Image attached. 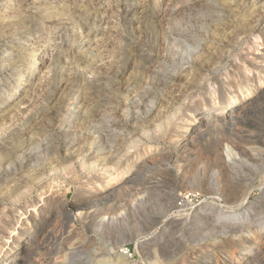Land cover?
<instances>
[{
  "label": "rangeland",
  "instance_id": "obj_1",
  "mask_svg": "<svg viewBox=\"0 0 264 264\" xmlns=\"http://www.w3.org/2000/svg\"><path fill=\"white\" fill-rule=\"evenodd\" d=\"M39 1L0 0V264H264V0Z\"/></svg>",
  "mask_w": 264,
  "mask_h": 264
},
{
  "label": "bare ground",
  "instance_id": "obj_2",
  "mask_svg": "<svg viewBox=\"0 0 264 264\" xmlns=\"http://www.w3.org/2000/svg\"><path fill=\"white\" fill-rule=\"evenodd\" d=\"M10 1V0H9ZM48 1V0H47ZM56 1L57 0H51V1H49V2H46V1H39L38 3H35V5L37 4L38 6H40V7H42L43 8V10H44V12L45 11H47V14H49V13H51L52 14V10H51V8L53 7V8H56L57 6H56ZM72 1V0H71ZM81 1V0H80ZM254 1H258V0H254ZM70 2V1H69ZM77 2V1H76ZM76 2H75V5H76ZM238 1H234L233 2V5L231 6V4H230V6H229V8H231L232 9V11H233V9H236V3H237ZM243 2V1H242ZM9 3V2H8ZM12 4V3H11ZM72 5H73V3H71ZM225 4H227V3H225ZM239 4H240V2H239ZM53 5V6H52ZM198 5V4H197ZM10 6H12V5H10ZM33 6V5H32ZM37 6V7H38ZM61 6V5H60ZM77 6V5H76ZM35 7V6H34ZM59 7V6H58ZM225 7V6H224ZM239 7V6H238ZM253 7V6H252ZM72 8H73V6H72ZM57 9V8H56ZM60 9V8H59ZM62 9V8H61ZM60 9V10H61ZM74 9V8H73ZM223 9V8H222ZM230 9V10H231ZM256 9V8H255ZM8 10V9H7ZM64 10V9H63ZM69 10H70V8H69ZM72 10V9H71ZM78 10V9H77ZM6 11V10H5ZM55 11V10H54ZM58 11V10H57ZM64 11H66V10H64ZM73 11V10H72ZM236 11V10H235ZM43 12V11H42ZM68 12V11H67ZM74 12V11H73ZM78 12V11H77ZM61 13H63V11L61 12ZM228 13V12H227ZM236 13V12H235ZM2 14V13H1ZM60 14V13H59ZM66 14V13H65ZM226 14V13H225ZM231 14V13H230ZM229 14V15H230ZM38 15V14H37ZM75 15V14H74ZM73 15V17H75ZM77 15V14H76ZM189 15V14H188ZM224 15V14H223ZM250 15V14H249ZM115 16V15H114ZM117 16V15H116ZM231 16V15H230ZM233 17V16H232ZM235 17H237V16H234V18ZM262 17H263V15H262ZM261 17V18H262ZM74 19V18H73ZM76 19V18H75ZM79 19V18H78ZM194 20V19H193ZM193 20H191V21H189V16L188 17H185V20L183 19V21L186 23V24H188V25H190V26H192V25H194V28L196 27V24L197 23H199L200 21H198V20H196V21H193ZM233 20V19H232ZM74 21V20H73ZM182 21V22H183ZM235 21V20H234ZM237 21V20H236ZM54 22V21H53ZM56 22V21H55ZM59 22V21H58ZM50 23V22H49ZM57 23V22H56ZM116 23V22H115ZM177 23H179V22H177ZM72 24V23H71ZM229 24V23H228ZM234 24V23H233ZM54 25H56V24H54ZM63 25V24H62ZM84 23L83 22H79V21H75L74 22V29L75 30H79L80 28H82V27H84ZM187 25V26H188ZM50 26V25H49ZM187 26H185V27H187ZM234 26V25H233ZM226 27V26H225ZM188 28H189V26H188ZM188 28H183L182 29V31H185V33H183L182 35H181V37L184 39V37H188V35H190V32L192 31V28L190 27L189 29ZM194 28H193V30H194ZM227 28V27H226ZM86 29V28H85ZM219 29V28H218ZM179 30V29H178ZM181 30V29H180ZM204 30V29H203ZM197 31V30H196ZM89 32V31H88ZM87 33V32H86ZM176 34V33H175ZM86 37V35H85V32H84V30H80L79 31V33H78V39H84ZM194 37V36H193ZM77 38V37H76ZM189 38V37H188ZM192 38V37H191ZM193 39V38H192ZM185 40H187L186 38H185ZM196 41V40H195ZM190 42V41H189ZM34 43V42H33ZM259 45V47H260V45H263L262 43H259L258 44ZM136 46V45H135ZM165 47V46H164ZM233 49V48H232ZM257 49V48H256ZM255 49V50H256ZM138 50V49H137ZM258 50H260L259 51V54H262V53H264V48H260V49H258ZM257 55H255V56H253L254 58L256 57ZM258 57V56H257ZM51 61V60H50ZM12 63V62H11ZM11 63H8L7 64V67H9V66H11ZM240 64V63H239ZM101 66V65H100ZM243 67V66H242ZM147 70H149V71H152L153 72V74L154 75H156V76H158V77H164V75L165 74H167L166 73V69L164 68V67H162V66H158L157 67V65H151V66H149L148 68H147ZM247 70V69H246ZM23 73H24V71H23ZM250 73H251V71L250 70H248L247 71V73H246V78L247 79H249L250 78ZM33 74V70L32 69H30V68H28L26 71H25V75L26 76H24L23 78H21L19 81V86H21V88L18 90V92H16L15 93V98H18V97H21L23 94V91H20V90H22L23 89V87H24V83L28 80V79H31L32 78V75ZM15 75V74H14ZM29 75H31L30 76V78H29ZM119 76V75H118ZM249 86V85H248ZM248 86H247V84L246 83H244V85H243V88H239V90H240V92H241V99H240V103H245V102H247L248 100H250V97H252L253 95H255L254 93L255 92H252V94H250V91H249V88H248ZM259 87L258 88H263L264 89V84L262 85H258ZM18 88V87H17ZM121 89V88H120ZM24 90V89H23ZM258 91V90H257ZM262 91V90H261ZM252 95V96H250L249 98H244L245 96H247V95ZM78 95V94H77ZM228 95V94H227ZM238 95V94H237ZM229 97H230V99H233L232 98V96H230L229 95ZM236 97V96H235ZM22 99V98H21ZM239 99V98H238ZM213 101H215V102H218V96H214V100ZM247 103H249V102H247ZM246 103V104H247ZM70 106V105H69ZM73 106V105H72ZM84 107V106H83ZM243 107V106H242ZM69 109V108H68ZM67 109V110H68ZM71 110V109H70ZM241 110V109H240ZM230 111V109L228 110V112ZM115 115V114H114ZM212 115V114H211ZM105 116V115H104ZM111 116H113V115H111ZM213 116V115H212ZM220 117V116H219ZM228 117V116H227ZM216 118H217V116H216ZM229 118V117H228ZM104 120H106V122H110L109 120H108V118H103ZM112 118H110V120H111ZM115 119V118H114ZM221 119V118H220ZM112 121H113V119H112ZM111 121V122H112ZM101 124H102V122H101ZM113 125V124H112ZM107 126V125H106ZM105 126V127H106ZM101 127V126H100ZM107 130V129H106ZM67 134V133H66ZM120 135V134H119ZM108 146V145H107ZM230 156V155H229ZM22 167V166H21ZM4 174V173H3ZM8 174V173H7ZM12 174V173H11ZM217 174V173H216ZM9 175V174H8ZM6 176V175H5ZM117 178H118V176L116 175V176H114V177H110L109 178V182L110 183H115L116 181H117ZM107 181V182H108ZM118 182V181H117ZM257 211V210H256ZM196 214H199L198 212L196 213ZM202 214V213H201ZM105 219V218H104ZM232 224V223H231ZM216 226V225H215ZM221 227V226H220ZM61 233V232H60ZM59 235H58V239H59ZM57 239V238H56ZM62 239V238H61ZM240 254V253H239ZM245 255L246 254H248V251H245V253H244ZM66 258V257H65ZM68 259V258H67ZM72 259V258H71ZM65 261V260H64Z\"/></svg>",
  "mask_w": 264,
  "mask_h": 264
}]
</instances>
